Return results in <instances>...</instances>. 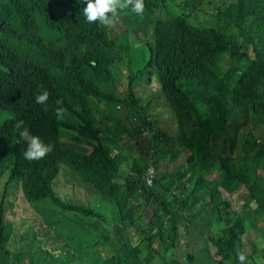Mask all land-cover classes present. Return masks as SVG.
<instances>
[{"label": "trees", "instance_id": "trees-1", "mask_svg": "<svg viewBox=\"0 0 264 264\" xmlns=\"http://www.w3.org/2000/svg\"><path fill=\"white\" fill-rule=\"evenodd\" d=\"M144 4L103 26L85 0H0V264H34L14 215L46 228L35 264H262L264 0ZM19 120L53 150L25 159Z\"/></svg>", "mask_w": 264, "mask_h": 264}, {"label": "clouds", "instance_id": "clouds-1", "mask_svg": "<svg viewBox=\"0 0 264 264\" xmlns=\"http://www.w3.org/2000/svg\"><path fill=\"white\" fill-rule=\"evenodd\" d=\"M85 5L82 14L86 22H99V24L103 26H111L117 23L120 20V13L125 10L130 9L131 12L135 13L137 16H143L145 11L144 0H85ZM35 99L37 104H44L48 99V92L44 91L42 94H38ZM56 103L57 105H62L63 101L57 100ZM64 111V108L57 107L55 114L58 120L63 118ZM13 127L19 136L16 143L19 144L23 141L27 145L23 153L25 159L29 161L39 160L53 150V145L45 144L39 136L32 134L29 128L25 126L23 120L17 121ZM45 229L46 228H41V232L43 233ZM25 233H28L30 237L33 236V233H35V236H38L37 232L31 229ZM217 233L215 229L212 231L207 230L205 232L203 244L207 239L214 238ZM203 246H201V248ZM237 259L239 264H246L247 258L243 252L237 253Z\"/></svg>", "mask_w": 264, "mask_h": 264}, {"label": "rangeland", "instance_id": "rangeland-1", "mask_svg": "<svg viewBox=\"0 0 264 264\" xmlns=\"http://www.w3.org/2000/svg\"><path fill=\"white\" fill-rule=\"evenodd\" d=\"M120 21L123 23L122 25L126 24L127 22V19H120ZM116 24V23H115ZM113 24V25H115ZM146 33H147V29H139L137 30L136 32H133L132 33V38H137V39H140V40H144L146 38ZM142 44V43H141ZM141 66L138 65V68H140ZM3 117L0 118V120L2 119ZM172 123V120L170 121ZM131 145L133 144V141L131 140ZM186 153L183 155L185 156ZM182 162V157L180 159H178L176 161V165L180 164ZM172 166L173 165H170L168 166L166 169L167 170H171L172 169ZM165 169V170H166ZM214 175V174H213ZM211 175L209 177V179H212L214 178V176ZM241 190V189H240ZM242 191V190H241ZM20 192L21 191H18L16 193V202L17 204L18 203H24V200L23 198L21 197L20 195ZM241 192H239L240 194ZM228 195V193L226 192H223L222 196H226ZM240 198L239 195H237V197L235 198V200H238ZM16 213L18 214H24V213H27L26 211H24L20 206H17V210H16ZM32 216V215H30ZM144 217H147V216H144ZM17 216H13V222L15 224H17V227L14 228V233H13V236L11 237L10 239V248L11 249H16V248H22L24 249L25 248V243H26V240H30L27 247H26V252L28 254V260L31 262V263H40L44 258L48 257V255L46 254L45 251H47V247L43 244V241L44 239L42 237H37V236H32L31 238H28L26 240H24L23 242H21L19 240V238L21 236L24 235L25 232L29 231L30 229L31 230H35L37 232V235H41V228L39 230L36 229V224L34 223L33 220H28V221H23L21 220L20 222L17 221ZM148 218V217H147ZM258 226H263L264 228V220L262 222H259L258 223ZM28 236V235H26ZM205 236V233L203 231H201V240L202 238ZM200 240V243H198L196 245V247H189L187 249V251H185V254L183 256H189L191 254H193L195 251H199V253L202 255V256H205V257H210L212 255V253H210L209 250L207 249H200L201 246H203V241ZM186 241V240H185ZM246 241V239L244 240ZM188 241L185 242V245L183 248H186L187 247V243ZM88 245H91V242H87ZM258 244H260V247L263 249L264 248V242H258ZM196 248H199V249H196ZM210 248H213L212 246ZM246 250V249H244ZM92 251V249H91ZM80 257H82L81 255H78ZM182 256V257H183ZM257 256H260V254L258 253H255V258H257ZM181 257V258H182ZM80 259H78L79 261ZM264 264V260H263V263Z\"/></svg>", "mask_w": 264, "mask_h": 264}, {"label": "built area", "instance_id": "built-area-1", "mask_svg": "<svg viewBox=\"0 0 264 264\" xmlns=\"http://www.w3.org/2000/svg\"><path fill=\"white\" fill-rule=\"evenodd\" d=\"M148 173L149 174L145 178L148 179V180H150L151 179L150 176L154 173V171L152 170V168H149Z\"/></svg>", "mask_w": 264, "mask_h": 264}, {"label": "crops", "instance_id": "crops-1", "mask_svg": "<svg viewBox=\"0 0 264 264\" xmlns=\"http://www.w3.org/2000/svg\"><path fill=\"white\" fill-rule=\"evenodd\" d=\"M201 258V261H202V259H204V258H202V257H200ZM263 263V262H262Z\"/></svg>", "mask_w": 264, "mask_h": 264}]
</instances>
